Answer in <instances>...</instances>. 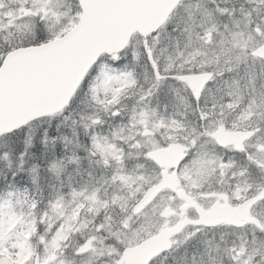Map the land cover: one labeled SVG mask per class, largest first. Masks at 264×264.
I'll return each instance as SVG.
<instances>
[{
    "label": "snow or ice",
    "instance_id": "snow-or-ice-1",
    "mask_svg": "<svg viewBox=\"0 0 264 264\" xmlns=\"http://www.w3.org/2000/svg\"><path fill=\"white\" fill-rule=\"evenodd\" d=\"M0 264H264V0H0Z\"/></svg>",
    "mask_w": 264,
    "mask_h": 264
}]
</instances>
